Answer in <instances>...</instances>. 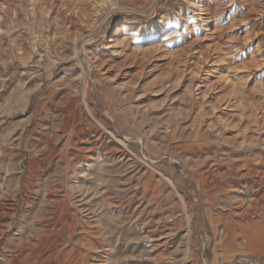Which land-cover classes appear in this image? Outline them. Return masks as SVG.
I'll return each instance as SVG.
<instances>
[{"label": "rangeland", "instance_id": "rangeland-1", "mask_svg": "<svg viewBox=\"0 0 264 264\" xmlns=\"http://www.w3.org/2000/svg\"><path fill=\"white\" fill-rule=\"evenodd\" d=\"M0 264H264V0H0Z\"/></svg>", "mask_w": 264, "mask_h": 264}, {"label": "bare ground", "instance_id": "bare-ground-1", "mask_svg": "<svg viewBox=\"0 0 264 264\" xmlns=\"http://www.w3.org/2000/svg\"><path fill=\"white\" fill-rule=\"evenodd\" d=\"M118 32V31H117ZM117 37H118V34L115 35V37L113 39H110L109 43L110 44H115L117 42ZM119 40V38H118ZM113 46V45H112ZM112 48V47H111Z\"/></svg>", "mask_w": 264, "mask_h": 264}]
</instances>
